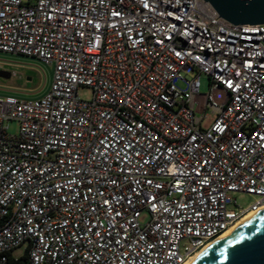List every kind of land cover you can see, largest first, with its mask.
Wrapping results in <instances>:
<instances>
[{"label":"built area","instance_id":"built-area-1","mask_svg":"<svg viewBox=\"0 0 264 264\" xmlns=\"http://www.w3.org/2000/svg\"><path fill=\"white\" fill-rule=\"evenodd\" d=\"M0 52L54 69L40 98L0 86V264H185L264 209V24L205 0H0Z\"/></svg>","mask_w":264,"mask_h":264},{"label":"water","instance_id":"water-1","mask_svg":"<svg viewBox=\"0 0 264 264\" xmlns=\"http://www.w3.org/2000/svg\"><path fill=\"white\" fill-rule=\"evenodd\" d=\"M235 25H263L264 0H205ZM1 78H10L6 72ZM190 264H264V209L254 213Z\"/></svg>","mask_w":264,"mask_h":264},{"label":"rangeland","instance_id":"rangeland-1","mask_svg":"<svg viewBox=\"0 0 264 264\" xmlns=\"http://www.w3.org/2000/svg\"><path fill=\"white\" fill-rule=\"evenodd\" d=\"M0 61H6L14 64L10 67V71L16 73L15 77L10 78L0 77V86L11 92L17 93L18 96L29 99H36L42 97L49 91L54 69L40 63L37 59L23 56H16L0 52ZM8 73V72H7ZM209 80L203 75L201 77V87L199 94L195 97V113L198 117L206 115L203 119L202 127L207 130L212 125L214 115L211 110L205 111V102L207 94L209 93ZM1 89V88H0ZM79 96L83 100H90L92 98V91L90 88L81 87L78 90ZM213 100L218 104L225 103L227 95L220 89L212 92ZM19 132V123L17 121L9 122V133L17 135ZM232 209L248 208L256 202L257 197L246 194L233 195ZM147 216L142 220L145 222ZM24 255V248L20 247L12 252L13 259H19Z\"/></svg>","mask_w":264,"mask_h":264},{"label":"bare ground","instance_id":"bare-ground-1","mask_svg":"<svg viewBox=\"0 0 264 264\" xmlns=\"http://www.w3.org/2000/svg\"><path fill=\"white\" fill-rule=\"evenodd\" d=\"M255 212H251L248 216H246L244 219H242L238 224H236L234 227L229 229L225 234H223L221 237L211 241L208 243L205 247H203L199 252H197L192 258H190L189 261H187L185 264H190L193 261H195L197 258H199L205 251H207L210 247H212L215 243H217L219 240L233 232L242 222H244L246 219H248L251 215H253Z\"/></svg>","mask_w":264,"mask_h":264},{"label":"trees","instance_id":"trees-1","mask_svg":"<svg viewBox=\"0 0 264 264\" xmlns=\"http://www.w3.org/2000/svg\"><path fill=\"white\" fill-rule=\"evenodd\" d=\"M25 262H26V257H22L17 261L14 260L13 258H10L8 264H24Z\"/></svg>","mask_w":264,"mask_h":264}]
</instances>
